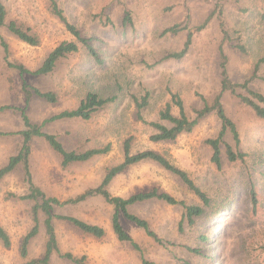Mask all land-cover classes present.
I'll return each instance as SVG.
<instances>
[{
	"label": "rangeland",
	"instance_id": "1",
	"mask_svg": "<svg viewBox=\"0 0 264 264\" xmlns=\"http://www.w3.org/2000/svg\"><path fill=\"white\" fill-rule=\"evenodd\" d=\"M6 22L30 28L39 39L29 45L3 28L12 61L35 70L50 50L62 41H76L64 24L51 13L47 0H1ZM69 22L84 37L91 38L102 63H97L79 44L76 53L59 60L46 75L8 68L0 47V105L24 106L22 81L28 88L53 92L55 102L32 95L26 113L32 123L53 133L68 150L83 151L110 144L107 154L89 161L60 167V158L42 138L31 143L30 170L34 183L61 201L74 197L101 179L104 167L122 159V142L132 138V150L153 149L184 169L210 197L203 216L190 224L183 208L157 199L137 202L129 211L145 219L165 244L157 243L134 223L121 222L139 250L120 242L113 233L112 206L100 197L62 206L57 213L75 216L104 227L97 238L63 220H55L61 252L84 255L88 264H142L143 254L152 264H264V119L237 96L226 91L222 104L234 122L239 143L230 132L224 135L243 160L230 162L222 149L221 166L211 162L205 139L217 136L221 123L214 113L203 117L190 133L174 141L152 142L154 129L148 124L169 101L170 91L183 99L188 115L209 103L220 90L219 48L226 55L227 74L232 82L248 81V87L264 94V0H56ZM130 15L125 20V13ZM220 22L227 38L222 39ZM179 24L176 33L164 32ZM203 25V26H202ZM198 26L201 29L196 30ZM186 27V28H180ZM188 28L192 40L179 59L165 58L183 48ZM243 46L244 51L237 48ZM256 68V75L252 76ZM114 97L88 120L72 118L44 122L52 115L75 108L88 93ZM149 92L148 103L139 111L133 97ZM239 94H247L238 87ZM177 109L175 108L174 111ZM141 115L143 120L138 118ZM20 115L14 109L0 112V167L20 142ZM8 133V134H7ZM157 189L183 200L201 204L172 173L154 162L143 161L118 173L109 185L113 195L127 197ZM22 171L17 167L0 179V225L11 237V246L0 243V264H22L19 246L32 226L30 202L15 195L26 192ZM251 189L256 197L252 204ZM12 194V196H11ZM45 237L41 231L31 240L29 258L42 255ZM54 264H73L54 254Z\"/></svg>",
	"mask_w": 264,
	"mask_h": 264
},
{
	"label": "trees",
	"instance_id": "2",
	"mask_svg": "<svg viewBox=\"0 0 264 264\" xmlns=\"http://www.w3.org/2000/svg\"><path fill=\"white\" fill-rule=\"evenodd\" d=\"M47 1L49 3V9L51 13L64 24L65 28L74 36L76 41L71 40L60 42L48 52L38 68L35 70H28L23 64L17 63L10 59L9 46L1 33L2 29L5 28L8 33L17 39L32 46L38 45L39 39L33 32H31L30 28H25L22 25H18L12 20L6 22V9L0 0V47L2 48L5 65L8 68L17 69L20 75L25 73L46 75L54 69L59 60L67 57L69 54L76 53L79 50V45L83 47L87 54L97 63H102L99 53L91 43L92 39L89 37H84L76 28V26L69 22L66 15L64 14V11L56 0ZM129 18L130 15L128 12H126L125 20L129 21ZM202 26L195 28H197L196 30H199L202 28ZM220 27L223 36L222 39L225 40L228 34L222 22H220ZM180 28L183 29L186 27ZM178 30H180L179 24H175L169 28H166L164 32L176 33ZM188 30L189 33L187 34L183 48L179 51L169 53L165 58L179 59L185 55L192 40V31H190V28H188ZM237 48L244 51L243 46L237 45ZM219 56L220 90L213 98L211 103L203 99L202 107L194 109L195 114L190 117L185 109L181 96L177 92L169 90V101H167L163 108L158 112V119L148 123L154 129L153 133L149 136V139L152 142L174 141L178 136L192 132L194 127L203 117L210 113H214L221 123V128L217 136L205 139V143L211 149L210 160L217 168H220L221 166L222 149L224 150L223 153L226 159L230 162L243 160L245 156L242 152L234 151L233 147L224 141V135L228 131L233 137L234 142L236 144L239 143L236 126L234 122L227 116L224 110L221 100L222 94L228 91V93L237 96L245 105L252 109L257 117L264 119V94L250 89L248 87L247 80L243 83L232 82L227 74L226 55L221 50V48H219ZM255 75L256 68L254 69L252 76ZM262 79L264 81V77ZM238 87L246 89L247 94H239L237 92ZM22 90L24 93V106L12 107L9 105H0V112L12 109L16 110L20 115L22 125L21 129L15 132L20 138V142L15 153L9 156L7 162L2 167H0V179L14 171L17 167H20L22 171V180L27 185L25 193L21 195L13 194V196L20 200H27L30 202V212L33 223L29 231L26 232L20 242L19 253L20 256L25 259L22 264H54L52 262V256L54 254L66 259L73 264H88L84 255L76 256L71 252H61L58 246V240L55 231V220L69 222L83 233L92 235L94 237H103L106 233L104 227L89 223L75 216L56 212V209L62 206L76 204L90 197H100L107 204L112 206L113 212L110 218V225L113 233L120 242H130L131 245L137 250L140 248L125 230L121 222V216L144 230L147 236L153 238L157 243L165 244V241L156 235L145 219L129 211V207L131 205L148 199H157L171 205L179 204L183 208V218L186 219L190 224H193L196 218L203 216L205 213V208L210 206V197L195 183V181L184 169L172 163L165 154L156 150L144 149L133 151L132 138L130 137L125 138L122 142L123 154L121 161L113 165L105 166L103 175L95 186L88 187L76 196L70 197L63 201L54 196L47 195L43 189L34 183L30 170L31 143L35 138H42L47 142L48 146L53 150V152L59 156L60 167L62 168H65L72 163L86 162L98 155L107 154L110 151V144L107 143L102 146L88 148L83 151L68 150L62 144V142L58 140L55 134L43 131L42 125L40 124L32 123L26 113V106L32 95L44 98L48 102H55V93L49 91L43 92L37 88L30 89L28 88L27 83L24 81H22ZM148 93L149 92L146 91L140 100L133 97V101L138 111L147 105L149 97ZM112 100H114V97H101L97 93L90 91L80 100L79 104L75 108L62 110L45 119L44 122L72 118L88 120L94 112L98 111L106 103ZM175 108L177 109L176 111H174ZM138 118L145 122L140 114H138ZM4 134L5 133L0 132V135ZM143 161L154 162L161 168L172 173L189 191H191L199 199L201 204H187L185 201L178 200L168 193L159 192L155 188L148 191L136 192L127 197L113 195L109 191V185L113 178L128 166ZM250 195L252 204L256 205V197L252 189ZM41 231H43L45 237L42 255L36 258H29V245L31 240L35 238ZM0 243L6 249L11 246V237L2 225H0ZM141 261L142 264H152L147 258L144 257L143 254L141 255ZM183 264L188 263L183 261Z\"/></svg>",
	"mask_w": 264,
	"mask_h": 264
}]
</instances>
